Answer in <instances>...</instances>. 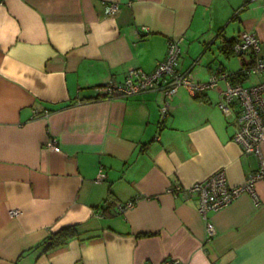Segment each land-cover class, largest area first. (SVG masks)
<instances>
[{
    "label": "crops",
    "instance_id": "0c3cea01",
    "mask_svg": "<svg viewBox=\"0 0 264 264\" xmlns=\"http://www.w3.org/2000/svg\"><path fill=\"white\" fill-rule=\"evenodd\" d=\"M109 2L119 8L106 15ZM242 30L264 51V0H0V264H264V178L258 203L242 193L209 211V241L197 196L168 191L218 168L241 183L257 168L217 106L228 79L201 99L180 87L164 119L160 90L97 89L151 71L175 37L176 68L194 80L236 72L224 43ZM63 225L77 235L42 251Z\"/></svg>",
    "mask_w": 264,
    "mask_h": 264
},
{
    "label": "built area",
    "instance_id": "2783aa9c",
    "mask_svg": "<svg viewBox=\"0 0 264 264\" xmlns=\"http://www.w3.org/2000/svg\"><path fill=\"white\" fill-rule=\"evenodd\" d=\"M117 2H109L105 14L111 15L118 10ZM181 37L169 38L164 58L156 62L155 67L147 72L139 68H130L126 71L124 79L120 82L108 81L97 87L103 97L129 96L148 90H160L164 94V101L160 105L161 119L170 111L169 100L180 87H186L191 93L203 92L217 85L220 78H227V73L220 69L213 72L205 81H197L188 71H179L176 66L181 54ZM232 52L241 62V72L252 78L249 84L244 82L231 83L221 89L217 106L224 115L233 116L237 123L232 139L240 145L242 153L253 154L258 160L255 170L248 173L241 183L227 182L225 170L218 168L209 176L197 180L190 185L182 186L178 183L168 186V191L175 196L183 198L197 196L198 211L205 220L206 241L215 233V228L208 213L218 210L242 193L251 196L254 203L259 198L255 183L264 178V51L261 50L260 41L252 31H240L233 43ZM47 113L45 112V115ZM45 146L50 150L58 148L54 136H48ZM103 174L100 172L99 177ZM118 209L124 211L132 205V201L118 203ZM170 264H182L178 258H170Z\"/></svg>",
    "mask_w": 264,
    "mask_h": 264
},
{
    "label": "trees",
    "instance_id": "16d2710c",
    "mask_svg": "<svg viewBox=\"0 0 264 264\" xmlns=\"http://www.w3.org/2000/svg\"><path fill=\"white\" fill-rule=\"evenodd\" d=\"M235 40V39H234ZM234 40L228 41L224 43V48L227 50L229 49L230 53L232 52V46L234 43ZM227 79L231 83L236 82H245L247 80V77L241 72V69H239L236 72L228 73ZM202 92L196 93L195 96L197 99H201ZM77 235L74 226L73 225H63L58 227L57 229L50 230L49 234L47 235L46 239L41 242L42 243V251H49L56 247H59L63 244H65L70 238Z\"/></svg>",
    "mask_w": 264,
    "mask_h": 264
},
{
    "label": "rangeland",
    "instance_id": "374dc122",
    "mask_svg": "<svg viewBox=\"0 0 264 264\" xmlns=\"http://www.w3.org/2000/svg\"><path fill=\"white\" fill-rule=\"evenodd\" d=\"M252 81V80H251ZM250 80H246L244 83L249 84L251 82Z\"/></svg>",
    "mask_w": 264,
    "mask_h": 264
}]
</instances>
